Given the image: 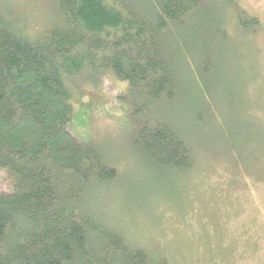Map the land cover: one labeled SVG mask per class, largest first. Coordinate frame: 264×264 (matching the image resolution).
Listing matches in <instances>:
<instances>
[{
  "label": "trees",
  "instance_id": "trees-1",
  "mask_svg": "<svg viewBox=\"0 0 264 264\" xmlns=\"http://www.w3.org/2000/svg\"><path fill=\"white\" fill-rule=\"evenodd\" d=\"M202 5L53 0L56 22L36 37L0 11V171L9 180L0 264H168L84 209L89 189L118 173L101 149L71 135L66 77L110 72L128 83L132 114L142 118L134 147L155 168L191 169L193 152L162 111L181 94V31Z\"/></svg>",
  "mask_w": 264,
  "mask_h": 264
},
{
  "label": "rangeland",
  "instance_id": "rangeland-1",
  "mask_svg": "<svg viewBox=\"0 0 264 264\" xmlns=\"http://www.w3.org/2000/svg\"><path fill=\"white\" fill-rule=\"evenodd\" d=\"M202 2L181 31V94L162 111L190 146L191 169L155 168L134 147L142 118L128 83L110 72L66 77L71 135L118 173L83 207L168 264H264V0ZM0 11L31 37L57 19L53 0H0Z\"/></svg>",
  "mask_w": 264,
  "mask_h": 264
},
{
  "label": "clouds",
  "instance_id": "clouds-1",
  "mask_svg": "<svg viewBox=\"0 0 264 264\" xmlns=\"http://www.w3.org/2000/svg\"><path fill=\"white\" fill-rule=\"evenodd\" d=\"M120 87L122 88V87H123V85H120Z\"/></svg>",
  "mask_w": 264,
  "mask_h": 264
}]
</instances>
